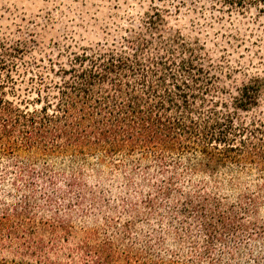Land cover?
<instances>
[{
	"label": "trees",
	"instance_id": "1",
	"mask_svg": "<svg viewBox=\"0 0 264 264\" xmlns=\"http://www.w3.org/2000/svg\"><path fill=\"white\" fill-rule=\"evenodd\" d=\"M168 12L51 65L31 99L0 65V264H235L264 241V121L242 116L264 83L232 96Z\"/></svg>",
	"mask_w": 264,
	"mask_h": 264
},
{
	"label": "rangeland",
	"instance_id": "2",
	"mask_svg": "<svg viewBox=\"0 0 264 264\" xmlns=\"http://www.w3.org/2000/svg\"><path fill=\"white\" fill-rule=\"evenodd\" d=\"M152 7L168 10L169 27L199 41L232 96L252 78L264 83V12L218 13L206 0H0V65L12 70L21 97L31 99L26 90L51 65H70L81 49L119 40L120 28L137 25ZM242 116L264 121V90ZM248 177L257 181L264 173L253 168ZM251 249L253 256L247 249L235 264H264V241Z\"/></svg>",
	"mask_w": 264,
	"mask_h": 264
}]
</instances>
